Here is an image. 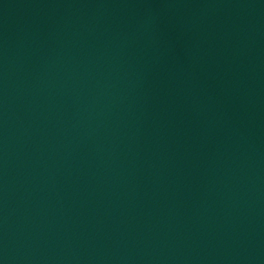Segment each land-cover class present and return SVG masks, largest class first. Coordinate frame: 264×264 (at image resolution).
I'll use <instances>...</instances> for the list:
<instances>
[{
    "label": "water",
    "instance_id": "water-1",
    "mask_svg": "<svg viewBox=\"0 0 264 264\" xmlns=\"http://www.w3.org/2000/svg\"><path fill=\"white\" fill-rule=\"evenodd\" d=\"M0 264H264V0H0Z\"/></svg>",
    "mask_w": 264,
    "mask_h": 264
}]
</instances>
